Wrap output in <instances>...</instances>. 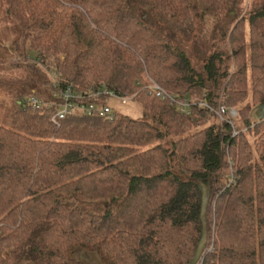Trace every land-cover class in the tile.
<instances>
[{"label": "trees", "instance_id": "trees-1", "mask_svg": "<svg viewBox=\"0 0 264 264\" xmlns=\"http://www.w3.org/2000/svg\"><path fill=\"white\" fill-rule=\"evenodd\" d=\"M244 1L5 0L32 62L4 81L0 264H87L83 252L104 264H189L203 186L200 264H264V0L235 17ZM207 19L226 26L207 30ZM153 82L187 111L150 95ZM69 85L74 103L105 85L143 116L105 95L97 103L112 119L76 111L55 123ZM221 107L237 110V136Z\"/></svg>", "mask_w": 264, "mask_h": 264}, {"label": "rangeland", "instance_id": "rangeland-1", "mask_svg": "<svg viewBox=\"0 0 264 264\" xmlns=\"http://www.w3.org/2000/svg\"><path fill=\"white\" fill-rule=\"evenodd\" d=\"M252 0H246L242 5L236 7V11L234 13L235 17L241 18L248 14L249 6ZM233 9H231L232 11ZM225 22L219 23L213 19H207L203 26L207 30H213L215 27H219V29L225 28ZM216 24H219L216 25ZM221 24V25H220ZM246 27V42L249 44V36L250 30L249 26ZM15 22L8 16L7 14V6L5 0H0V117L5 108L11 105V90L7 87H4V81L10 78L21 77L23 71L18 65H25L30 61L21 55L18 51V47L15 44V40L17 38V34L15 31ZM219 32L217 34L218 41H221L219 37L221 34ZM27 47V52L29 51ZM119 113L128 115L134 119H140L143 116V111L141 107L136 102L128 103L127 105H121L115 102L114 104ZM253 139V137H252ZM1 227V225H0ZM76 253L75 256L81 260H84L87 264H104L100 257L94 253Z\"/></svg>", "mask_w": 264, "mask_h": 264}, {"label": "built area", "instance_id": "built-area-1", "mask_svg": "<svg viewBox=\"0 0 264 264\" xmlns=\"http://www.w3.org/2000/svg\"><path fill=\"white\" fill-rule=\"evenodd\" d=\"M72 88H73L72 85L67 86L66 90L63 93V101L54 118L55 123H58L59 121L67 117L69 114L76 111L80 113H86L87 115L90 116L97 115L100 117H108L112 119L113 115H112L111 107L109 105L99 106L97 103L100 102L99 99L102 96L106 95L108 98L117 99L120 104L126 105L133 98L129 96L119 97L113 91H110L105 85H102L99 89H96L94 91L92 90L87 96L78 94L76 96L77 100H83L85 98L88 99L87 102L82 101V103L78 104L73 102L75 96L73 95ZM148 91L150 95L155 96L159 99L169 100L172 104H176L178 108L184 111L187 109V107H189L190 103L187 100L177 101L173 96L168 95L159 85H157L154 82L150 87H148ZM40 104L41 102L37 98L31 99V105L34 106L35 108H39ZM210 109L214 111L212 108ZM217 115L220 118H225L226 121L232 125V134L233 136H237L238 132L236 131L233 125V120L238 116L237 110L234 108L221 107L217 111Z\"/></svg>", "mask_w": 264, "mask_h": 264}, {"label": "water", "instance_id": "water-1", "mask_svg": "<svg viewBox=\"0 0 264 264\" xmlns=\"http://www.w3.org/2000/svg\"><path fill=\"white\" fill-rule=\"evenodd\" d=\"M256 116L260 121L264 120V103L257 106ZM202 192H203V204H202L201 219H202L203 227H204L203 236L198 246V249L195 253V256L189 264H200L203 258L204 251L206 250V247H207V240H208L207 216H208V210L210 206V187L203 186Z\"/></svg>", "mask_w": 264, "mask_h": 264}]
</instances>
